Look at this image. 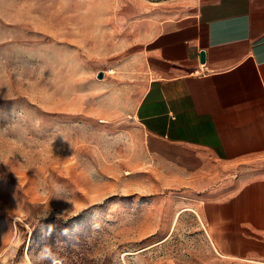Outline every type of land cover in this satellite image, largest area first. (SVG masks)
Here are the masks:
<instances>
[{
	"label": "rangeland",
	"instance_id": "obj_1",
	"mask_svg": "<svg viewBox=\"0 0 264 264\" xmlns=\"http://www.w3.org/2000/svg\"><path fill=\"white\" fill-rule=\"evenodd\" d=\"M140 1L0 0V264H37L45 244L63 264H264L182 211L128 111Z\"/></svg>",
	"mask_w": 264,
	"mask_h": 264
},
{
	"label": "crops",
	"instance_id": "obj_2",
	"mask_svg": "<svg viewBox=\"0 0 264 264\" xmlns=\"http://www.w3.org/2000/svg\"><path fill=\"white\" fill-rule=\"evenodd\" d=\"M137 9L130 54L145 87L128 111L160 178L222 254L264 260V0H141ZM37 31L59 45V24Z\"/></svg>",
	"mask_w": 264,
	"mask_h": 264
},
{
	"label": "clouds",
	"instance_id": "obj_3",
	"mask_svg": "<svg viewBox=\"0 0 264 264\" xmlns=\"http://www.w3.org/2000/svg\"><path fill=\"white\" fill-rule=\"evenodd\" d=\"M53 230L52 226H48L46 235L50 237ZM35 259L37 264H63V260L58 256V253L53 252L51 246L46 244L39 247Z\"/></svg>",
	"mask_w": 264,
	"mask_h": 264
},
{
	"label": "water",
	"instance_id": "obj_4",
	"mask_svg": "<svg viewBox=\"0 0 264 264\" xmlns=\"http://www.w3.org/2000/svg\"><path fill=\"white\" fill-rule=\"evenodd\" d=\"M199 58H200V61H201V62L204 61V59H205V53H204V51H201V52L199 53ZM98 77H99V78L102 77V72H99Z\"/></svg>",
	"mask_w": 264,
	"mask_h": 264
},
{
	"label": "bare ground",
	"instance_id": "obj_5",
	"mask_svg": "<svg viewBox=\"0 0 264 264\" xmlns=\"http://www.w3.org/2000/svg\"><path fill=\"white\" fill-rule=\"evenodd\" d=\"M213 230V229H212Z\"/></svg>",
	"mask_w": 264,
	"mask_h": 264
}]
</instances>
